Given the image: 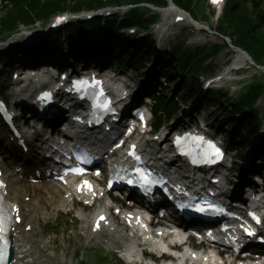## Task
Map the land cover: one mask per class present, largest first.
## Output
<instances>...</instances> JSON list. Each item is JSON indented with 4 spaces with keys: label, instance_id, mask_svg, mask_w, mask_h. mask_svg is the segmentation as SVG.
<instances>
[{
    "label": "trees",
    "instance_id": "16d2710c",
    "mask_svg": "<svg viewBox=\"0 0 264 264\" xmlns=\"http://www.w3.org/2000/svg\"><path fill=\"white\" fill-rule=\"evenodd\" d=\"M10 6L0 13V34H4L8 31L16 30L19 25H28L34 23L36 20L47 18L52 13L69 9L80 10L83 8H95L104 4H119L122 2H138L142 0H9ZM156 4H163L165 0H145ZM179 5L189 9L192 5L191 0H174ZM200 1V0H199ZM136 18L137 21L141 19L136 15L134 11L129 17V20ZM98 26H93L97 28ZM90 27V29H93ZM72 36V41L77 44L79 50H84L89 46L98 47L95 53L100 55L103 53V43L108 41L107 38L102 39V36L92 43L88 38L89 31L87 28H83L82 25L71 26L67 30ZM217 31L230 37V41L242 48L246 49L255 60L264 63V0H228L225 13L222 19L218 21ZM79 32L82 36H78ZM117 35V34H116ZM62 32L58 35V38L52 41V45L56 47L60 44V38ZM118 36V35H117ZM147 38L142 39L135 45L137 46L136 52L133 56L129 52H122L125 48L124 42H120L118 46L111 47V52L114 53L117 59H119V65L123 64V60L128 61V67H132V70L137 71L143 66L144 56H149L153 51L150 48ZM224 46H227L225 43ZM219 45L212 46L211 48L202 47L195 53H189L182 48L181 43H176L172 47V51L169 54L166 52L156 57V61L167 65L168 69L172 70L173 65L179 63V66L183 69L189 67L190 80L188 83H183L180 86L181 95H179L178 102L185 104L193 98L198 89V82L194 77V73L200 71L202 62L211 53L217 51ZM89 51H91L89 49ZM124 58V59H123ZM197 58V59H195ZM195 59L194 63H192ZM261 92V85L252 87L248 95H243L241 98L230 106L229 110L223 109L228 114V119H231L230 124L234 127L235 131L242 130L247 136L251 138L257 127L253 126L254 114L251 110V104L255 101L257 96ZM209 99L215 100L216 98L209 94L202 98V101L206 102ZM158 109L161 112H166L167 116L175 113L179 106L177 102L170 98L169 94H162L159 98ZM242 110H247L241 119H237V113ZM240 140H244L242 134L236 135ZM263 144L260 146L264 152V137L262 138ZM245 142V141H243Z\"/></svg>",
    "mask_w": 264,
    "mask_h": 264
},
{
    "label": "rangeland",
    "instance_id": "374dc122",
    "mask_svg": "<svg viewBox=\"0 0 264 264\" xmlns=\"http://www.w3.org/2000/svg\"><path fill=\"white\" fill-rule=\"evenodd\" d=\"M198 18H200L198 16ZM206 23L210 27H215V18H209L206 20ZM38 29V28H36ZM182 30H175L173 34L170 35V37L167 40L166 46H171L174 42L178 40L185 39V37L190 36L191 34H194L197 38H200L201 43H221V38L217 35H214L212 33H209L207 31L198 34L195 29H188L185 34V32H182ZM191 33V34H190ZM190 34V35H189ZM20 36V33L13 36L12 41L18 39ZM7 43V42H6ZM191 50L194 48L193 46H188ZM233 48L224 49L217 57L213 58L211 61L208 62L211 63L212 68H217L220 66L221 61L229 54L234 52ZM23 61V60H20ZM149 69L145 73H132L129 71H126L125 69H121V71H124L127 74V77L131 80V82H138L139 84L144 83L146 81L147 73L152 70V65H148ZM253 74H256V70L254 67H251L244 73L245 76H251ZM177 84V80L172 85L171 93L172 95L179 94V89ZM223 108H229L230 103L226 102L224 103V100H221L220 102L209 101L207 104V108H205L203 111H200L197 114L198 119L206 117L207 121L209 123H213L214 130H217V128L221 129V132L223 130H229L228 128V121L225 119V116L223 115V112L220 111V108H217L218 105H220ZM257 110L260 117V124L261 129L264 128V95L261 97V99L257 103ZM211 113V115L207 118V114ZM185 120H188L187 117L183 118ZM176 122V119H173L170 124H174ZM228 133V132H227ZM232 175L231 177H233ZM19 186H21V183H18ZM25 185V183H24ZM34 187H28V191L30 194H32ZM13 192H17L16 188H14ZM42 193V191H40ZM42 195H40L41 197ZM54 218V217H51ZM69 219L68 216H61L59 220L63 221L65 219ZM56 222L54 220L50 219L49 222H47L44 225H41L40 228L36 231H34L30 238L35 241V246L38 249V252L36 253V259L34 257H26L25 263L26 264H45V261L42 259L44 249L41 248V246L45 245V248H53L55 249L56 253L59 256L66 255L68 260L71 258L76 264H103V259H101L99 256L105 257L108 261L106 264H119L120 262L117 261L112 256H106L104 253L100 252V254H95V248L91 247L87 244V242L84 240L83 236L81 235V232L79 230V225L76 221L66 223L64 226H61L58 228V222L56 223V226L54 229ZM54 230V231H53ZM30 240V239H28ZM32 241V240H31ZM77 253H79L77 255ZM116 260V261H115Z\"/></svg>",
    "mask_w": 264,
    "mask_h": 264
},
{
    "label": "bare ground",
    "instance_id": "6f19581e",
    "mask_svg": "<svg viewBox=\"0 0 264 264\" xmlns=\"http://www.w3.org/2000/svg\"><path fill=\"white\" fill-rule=\"evenodd\" d=\"M244 57V56H243ZM14 182L15 181H13V180H11L10 182H9V187H10V189L11 188H13V184H14ZM46 189H52V191H53V200H57V203H61V204H63L64 203V201H63V199H62V197H59L58 198V195H59V193H58V188H54V187H52V185H48L47 187H46ZM49 203V202H48ZM37 206H41L40 204H38ZM58 205L56 204L55 205V207H57ZM29 207V206H28ZM79 215L80 216H82V217H85V215L83 214V213H79ZM86 233V232H85ZM24 232H22L20 235H19V243H21V253L22 252H24V253H29V255L28 256H30V257H32V255L31 254H35L36 253V249L34 248V242L33 241H31V240H28V239H26V242H24V240H25V237H24ZM114 239H115V241L116 242H119L120 240H121V237H113ZM124 245H122L121 247H123ZM129 248L128 249H131V245L129 244ZM132 250V249H131ZM130 250V251H131ZM38 252V251H37ZM122 256L125 258V259H127V260H130V258H129V254L127 253V251L125 252V253H122Z\"/></svg>",
    "mask_w": 264,
    "mask_h": 264
},
{
    "label": "snow or ice",
    "instance_id": "6c2138e0",
    "mask_svg": "<svg viewBox=\"0 0 264 264\" xmlns=\"http://www.w3.org/2000/svg\"><path fill=\"white\" fill-rule=\"evenodd\" d=\"M213 2H214V3H215V2H218V0H213ZM77 83H78V84H84V83H87V82H86V81H81V82H77ZM96 84L99 85V82L97 81ZM105 107H107V105H105ZM196 139L199 140V141H202V142H203V137H197ZM176 143H177V144L180 143V138H177ZM206 143H207V145H208V148L211 150V152H212L213 154H215L216 156H220V155H221L220 150H219L218 148H216V146H215L211 141H207ZM132 154L135 155L134 152H133ZM137 159H139V157H137ZM73 171L80 172L81 170H80V169H73ZM137 171L139 172L140 169H137ZM97 174H99V173H97ZM141 180H145V182H147V181H146V177L144 176L143 173L141 174ZM131 182H132V181H129V183H131ZM84 183H85V184H88L87 181H85ZM89 186H90V185H89ZM197 211H199V212H204V211H205V208H203V207H198V208H197ZM253 217H254V219H257V222H259L258 218H256V217L254 216V214H253ZM17 218H18V217H17ZM103 219H104V217L101 216V217H100V220H103ZM3 224H4V218H3L2 215H0V236H2V234H3V232H4ZM97 227H99V221L97 222ZM246 231H248V230L246 229ZM248 234H249V235H253L254 233H252V232L249 231ZM2 258H3V254H2V251H0V259H2Z\"/></svg>",
    "mask_w": 264,
    "mask_h": 264
}]
</instances>
